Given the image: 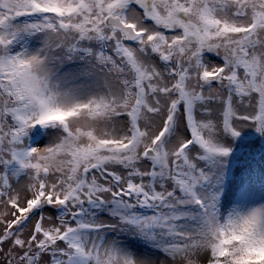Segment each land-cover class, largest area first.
<instances>
[{
    "label": "snow or ice",
    "instance_id": "snow-or-ice-1",
    "mask_svg": "<svg viewBox=\"0 0 264 264\" xmlns=\"http://www.w3.org/2000/svg\"><path fill=\"white\" fill-rule=\"evenodd\" d=\"M0 264H264V0H0Z\"/></svg>",
    "mask_w": 264,
    "mask_h": 264
}]
</instances>
